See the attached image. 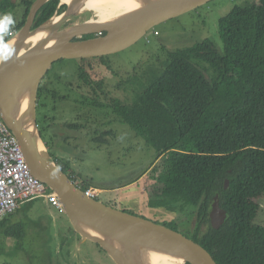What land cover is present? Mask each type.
Returning <instances> with one entry per match:
<instances>
[{"label": "trees", "instance_id": "16d2710c", "mask_svg": "<svg viewBox=\"0 0 264 264\" xmlns=\"http://www.w3.org/2000/svg\"><path fill=\"white\" fill-rule=\"evenodd\" d=\"M33 2L25 1L22 21L5 26L0 51L24 26ZM58 3L41 10L38 25ZM15 7L12 0L0 2L2 14ZM222 36L223 51L210 39L169 51L159 76L122 117L162 157L150 206L190 207L198 215L193 230L176 221L163 225L186 233L217 264H264V226L254 222L260 209L255 199L264 194V30L258 32L257 15L240 11L225 20ZM216 194L228 213L219 230L209 217Z\"/></svg>", "mask_w": 264, "mask_h": 264}, {"label": "water", "instance_id": "95a60500", "mask_svg": "<svg viewBox=\"0 0 264 264\" xmlns=\"http://www.w3.org/2000/svg\"><path fill=\"white\" fill-rule=\"evenodd\" d=\"M51 1L35 0L24 26L5 43L17 40L13 51L5 59L0 57V114L18 139L33 176L58 196L81 243L98 244L116 264H141V258L152 253L178 257L185 264H217L204 247L181 232L88 197L52 159L37 119L39 88L56 62L114 55L135 45L156 26L213 0H97L117 13L96 17L89 12L91 18L67 27L81 16L73 9L77 0H59V8H66L38 25L39 13ZM33 33L41 35L29 41ZM26 92L30 93L28 107L22 99ZM225 184L228 188L229 180ZM227 216L217 195L211 204L210 224L219 230Z\"/></svg>", "mask_w": 264, "mask_h": 264}, {"label": "rangeland", "instance_id": "374dc122", "mask_svg": "<svg viewBox=\"0 0 264 264\" xmlns=\"http://www.w3.org/2000/svg\"><path fill=\"white\" fill-rule=\"evenodd\" d=\"M12 1L16 5L15 9H10L5 14H2L0 9V21L9 14L12 22L17 19L22 20L26 10L23 0ZM240 11L257 15L258 32L264 30V0H213L191 13L156 26L135 45L114 54L111 58L123 62L126 71H129L130 64L139 57L149 59L152 56L159 63L167 58L166 54L169 51L184 49L204 39L212 40L221 51L224 46L226 50L222 36L223 23L232 14ZM9 25L2 26V34H5V26L8 28ZM3 41L2 37L0 44L4 43ZM75 60L56 62L46 81L53 82L56 75L62 71L71 72L76 67ZM46 113L45 109L42 112L39 110L41 116ZM123 128L125 131L123 133L129 136H123L121 141L114 142L116 147L98 149L91 144L90 149L83 153V161L79 158L75 166V172L81 178L76 184L83 188L82 184L91 182L86 184L108 190V193H100L97 197L104 203L123 209L118 202L120 194L121 200L129 204L127 206L129 213L157 223L177 220L182 230H188L194 217L192 208L177 209L175 212L148 208L147 198L154 181L150 178V174H146L139 181L136 180L146 167L151 166L156 152L144 139L133 137L128 126L124 125ZM78 143L79 150L74 151V154L83 152L81 149L88 144ZM60 156L64 158L63 155ZM52 159L55 161V158ZM152 174L154 175L153 172ZM129 183L133 184L124 187ZM116 187L121 189L114 190ZM149 201L154 203L152 197H149ZM255 201L260 209L254 222L264 226V194ZM65 217V213L53 207L44 197L38 196L34 201L22 205L17 212L8 216V222L4 226H0V264H91L82 263L83 253L81 250H77L78 253L74 250L75 244L70 248L68 244L64 245L65 238L73 235L72 226ZM21 225H24V229H21ZM87 247L90 251L89 256L95 260L96 245L88 243ZM109 261L104 257L101 264H112Z\"/></svg>", "mask_w": 264, "mask_h": 264}, {"label": "flooded vegetation", "instance_id": "af4514ba", "mask_svg": "<svg viewBox=\"0 0 264 264\" xmlns=\"http://www.w3.org/2000/svg\"><path fill=\"white\" fill-rule=\"evenodd\" d=\"M25 1L27 0H23L26 7ZM59 4L60 3H58L57 11L61 12L66 7L63 6L59 8ZM91 17V13H84L71 20L64 27L82 22ZM20 21L18 19L15 20L16 23ZM104 35L105 33L93 34L85 36L83 40ZM166 55L167 58L165 60L167 61L168 54ZM111 56L113 55L77 59L75 60L76 67L71 72L67 73L62 71L60 74L56 75L53 82L46 81L51 68L44 77L39 88L37 119L41 136L47 144L50 155L55 158L58 167L72 178L75 183L81 180L80 176L75 172V166L79 158L83 161V153L90 149L91 144L98 149L108 148L110 146L116 147L114 142L121 141L120 139H122L123 136H129L123 133L125 132L123 126H128V124L125 123L122 112L124 113L125 109H132L138 105L136 102L140 99L143 92L147 90L149 84L159 76L157 70L163 67L162 62L165 61L161 60V62L158 63L152 56H150L149 59L139 57L130 64V70L126 71V65L121 61L112 59ZM44 109L47 112L46 115H39V110L42 112ZM129 131H132L133 137L136 139L142 138L140 133L134 131L130 127ZM78 142H87L88 144L81 149L83 152L74 154V151L79 150L80 145ZM60 154L63 155L64 158H61ZM161 158L162 157L157 158L155 155V159L151 163V166L149 168L146 167L143 171L144 174L142 173L136 181L145 177L146 174H150V178L154 181V185L155 180L153 179L152 172L155 171ZM86 183L91 182H85L82 184L83 187L86 186ZM133 183L125 184L124 187ZM153 185L150 186V189ZM119 189L121 188H114V190ZM98 190L108 193V190H104V188ZM153 194L155 195V192L152 188L149 190V196L147 198L148 208L171 211L164 206H150L149 197H152ZM217 195H219L220 198V194H216L215 197ZM110 200L113 201V199ZM118 202L121 204V207H123V209L120 210L128 212L127 206H129V204L121 200L120 194ZM105 204L109 205L108 203ZM174 221H176L180 227L177 220ZM170 222L160 221L159 223L166 224ZM197 223L198 215L193 217L190 228L193 230ZM208 226V224L203 225V231H206ZM180 229L182 228L180 227ZM182 234L188 237L186 233ZM76 238L77 242L82 241V237L79 234L73 233V235H68L65 238L64 243L66 245L68 244L70 248L74 244ZM88 243L92 242L87 241L82 243L86 245L82 246L81 249V253H83L82 258L89 256L90 251L87 247ZM92 244L97 247L94 254L96 260L98 258V262H94L93 264H101L104 257L108 258L110 260L109 262L114 264L108 252L104 251L98 244ZM60 252L62 253L61 250ZM87 253L88 255L86 256ZM62 255L65 256L66 254Z\"/></svg>", "mask_w": 264, "mask_h": 264}, {"label": "built area", "instance_id": "2783aa9c", "mask_svg": "<svg viewBox=\"0 0 264 264\" xmlns=\"http://www.w3.org/2000/svg\"><path fill=\"white\" fill-rule=\"evenodd\" d=\"M86 194L96 199L99 192L91 187ZM38 196L44 197L55 208L62 209L57 195L49 193L46 185L33 176L18 139L0 114V220Z\"/></svg>", "mask_w": 264, "mask_h": 264}, {"label": "bare ground", "instance_id": "6f19581e", "mask_svg": "<svg viewBox=\"0 0 264 264\" xmlns=\"http://www.w3.org/2000/svg\"><path fill=\"white\" fill-rule=\"evenodd\" d=\"M63 1L66 2V0ZM73 9L76 12L75 15H82L85 12H92L96 17L111 16L114 15V13H117L116 8H113L111 6L108 7L107 4L99 2L97 0H77V2L74 3ZM40 35L41 34L37 35L36 33H33L29 41H34V39H36ZM16 42L17 40H13L5 45L0 56L1 59H5L13 51ZM22 99L25 103V106L28 107L30 103V93H23ZM140 262L141 264H185V261L183 259L160 253H152L150 255H147L141 258Z\"/></svg>", "mask_w": 264, "mask_h": 264}, {"label": "crops", "instance_id": "0c3cea01", "mask_svg": "<svg viewBox=\"0 0 264 264\" xmlns=\"http://www.w3.org/2000/svg\"><path fill=\"white\" fill-rule=\"evenodd\" d=\"M104 192V191H103ZM101 190H99V194L100 193H103ZM66 218V217H65ZM8 221H2V220H0V226L1 225H3V223L4 224H6ZM66 222H68L67 220H66ZM73 233H76L75 231H72ZM74 244H75V251L77 252V250H81L82 249V246H86V245H83L81 242H77V238L75 239V242H74ZM84 251H85V249H84ZM78 253V252H77ZM86 257V256H85ZM96 260V259H95ZM95 260H93V258L92 257H90V256H88V257H86V258H82V263H91V264H93L94 262H98V261H95ZM80 261V260H79Z\"/></svg>", "mask_w": 264, "mask_h": 264}, {"label": "clouds", "instance_id": "9594fccd", "mask_svg": "<svg viewBox=\"0 0 264 264\" xmlns=\"http://www.w3.org/2000/svg\"><path fill=\"white\" fill-rule=\"evenodd\" d=\"M12 23V17H11V15L9 14V15H5L4 17H3V20L2 21H0V27H2V26H4L5 24H11ZM3 28V27H2ZM3 31V30H2ZM2 31H0V33L2 34ZM39 180V179H38ZM46 187L48 188V186L46 185ZM91 188V187H90ZM92 188H94L93 186H92ZM95 189H97V188H95ZM98 190V189H97ZM48 192L49 193H53L49 188H48ZM98 192H99V190H98ZM85 193H86V191H85ZM54 194V193H53ZM87 195V194H86ZM58 197V196H57ZM89 197V196H88ZM93 199H95V198H93ZM97 200H100V199H98V198H96ZM46 200V199H45ZM60 200V199H59ZM34 201V200H33ZM101 201V200H100ZM30 202H32V201H30ZM61 202V201H60ZM49 203V202H48ZM62 204V203H61ZM53 206V205H52ZM54 207V206H53ZM21 208V207H20ZM19 208V209H20ZM18 209V210H19ZM17 210V211H18ZM60 210V209H59ZM16 211V212H17ZM61 211L64 213V211H63V206H62V209H61ZM14 214V213H13ZM133 214V213H132ZM12 215V214H11ZM10 216V215H9ZM6 217H8V216H6ZM66 217H67V215H66ZM4 219V218H3ZM3 219H1V220H3ZM68 219V218H67ZM71 229L74 231V229H73V227H71Z\"/></svg>", "mask_w": 264, "mask_h": 264}]
</instances>
